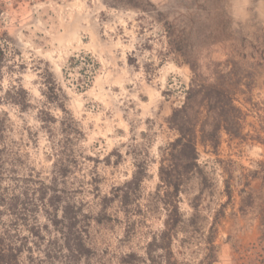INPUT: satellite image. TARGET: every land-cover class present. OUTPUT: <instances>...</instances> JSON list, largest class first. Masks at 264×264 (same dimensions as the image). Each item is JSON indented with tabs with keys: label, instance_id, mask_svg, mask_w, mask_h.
Here are the masks:
<instances>
[{
	"label": "rangeland",
	"instance_id": "obj_1",
	"mask_svg": "<svg viewBox=\"0 0 264 264\" xmlns=\"http://www.w3.org/2000/svg\"><path fill=\"white\" fill-rule=\"evenodd\" d=\"M167 25L194 45L210 42L201 55L224 61L234 42L264 48V0H0L1 187L18 202L12 212L1 207V226L21 247L20 264H121L125 253L144 255L162 229V209L125 217L121 203L105 197L131 177L135 161L146 160L142 205L157 183L158 147L174 137L166 119L182 103L191 72L168 46ZM88 57L97 63L93 75ZM252 66L248 87L234 95L242 136L222 133L216 149L198 144L208 182L201 187L194 175L179 194L184 220L194 212L196 222L172 240L179 264H207L205 239L217 210L212 264H264L258 219L238 211L245 174L264 166V62ZM51 81L82 133L63 177L53 167L58 125L51 136L37 117L39 109L62 115L43 94ZM65 205L78 208L89 248L75 259L52 223Z\"/></svg>",
	"mask_w": 264,
	"mask_h": 264
},
{
	"label": "trees",
	"instance_id": "obj_2",
	"mask_svg": "<svg viewBox=\"0 0 264 264\" xmlns=\"http://www.w3.org/2000/svg\"><path fill=\"white\" fill-rule=\"evenodd\" d=\"M166 36L168 46L188 65L191 76L182 103L172 108L166 119L168 128L174 132V137L158 147L157 183L141 205L139 203L141 184L149 176L148 164L146 160L135 161L131 177L121 186L113 187L111 196L105 197L106 200L117 199L121 203L125 217H128L133 210L136 215L147 217L162 209L164 211L162 229L147 241L144 255L135 252L125 253L120 258L121 264H179L172 251V240L183 229L184 224L196 228L194 212L186 221L184 220L179 208V194L194 175L199 178L201 187L208 182V177L198 163L197 146L209 145L216 149L222 133L235 137L242 136L243 111L235 104L234 95L236 91L241 90V86L248 87V79L252 76L250 69L254 68L252 63L258 66L264 62V48L250 41L232 43L234 53L231 50L224 61H212L201 55L202 50L207 49L210 42L205 45L189 43L184 33L177 32L171 25L166 26ZM246 48L251 51L244 52ZM76 61L74 57L69 59L72 64ZM87 62H92L90 72L93 75L97 63L91 57H88ZM58 91L59 88L51 81L43 94L48 102L55 103L62 115L56 119L46 109H39L37 117L41 127L51 136L52 125H58L57 131L60 137L53 142L52 149L55 152L53 167L57 169V175L63 177L70 164L67 162L74 161L70 159L68 152H73V144L82 137V133L77 122L65 109ZM15 103L21 109L27 106V103L22 101ZM258 165L259 169L248 170L244 176L242 187L239 189L238 211L242 215H250L258 219L260 238L264 240V166L261 163ZM1 179L0 171V264H20L18 257L21 247L15 246L8 240V234L1 226L3 213L1 207L7 212H12L18 202L16 198L13 202L5 198ZM224 191L229 200L231 187L228 179L224 180ZM191 206L196 210V204ZM132 207L135 209H131ZM60 210V218L55 216L52 223L63 236L62 248L68 254L67 258L75 259L89 250L82 239L81 234L84 229L78 221L79 210L74 209L72 205H65ZM219 213V210L215 211L208 229L210 235L205 239L207 264L215 261L217 247L214 244L213 233ZM129 225L131 226L128 227H132L133 222H129ZM71 229L77 231L74 239H70Z\"/></svg>",
	"mask_w": 264,
	"mask_h": 264
}]
</instances>
